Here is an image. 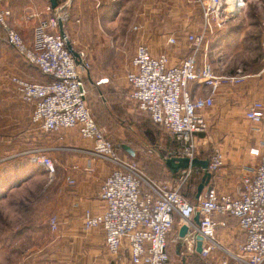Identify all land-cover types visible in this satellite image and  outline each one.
I'll use <instances>...</instances> for the list:
<instances>
[{
	"label": "built area",
	"instance_id": "1",
	"mask_svg": "<svg viewBox=\"0 0 264 264\" xmlns=\"http://www.w3.org/2000/svg\"><path fill=\"white\" fill-rule=\"evenodd\" d=\"M229 1L201 2L203 26L198 33L186 37L192 47L178 64L170 66L167 54L152 56L147 45L140 43L131 59V69L125 74L129 101L147 114L153 124L162 126L172 136L176 147L169 157L198 158L200 147L205 143L197 135L208 129L203 112L213 108L215 94L223 84H239L244 79L239 74L216 76L206 62V56L201 59L200 55L207 38L220 31L244 6V0H234L233 4ZM65 6L58 4L55 9L47 8L48 17L36 23L30 44L10 27L11 12L1 6L0 28L6 43L28 65L50 78L44 84H31L16 76L10 78L22 102L32 108L31 124L46 136L58 135L59 140L65 132L75 130L81 140L92 145L88 153L91 158L106 161L113 167L99 188L98 196L103 204L101 212L83 211V232L101 231L107 254L113 258L126 254L131 264H168V237L174 229L176 236L171 241L181 240L188 255L194 258L206 259L221 249L225 254L221 264H264V153L250 150L251 155L260 158L259 163L242 168L236 196L220 193L210 186L193 203L177 189H166L160 182L148 179L133 161L117 155L114 144L98 127L87 106L83 85L87 68L82 54L74 51L66 34L63 38L59 32L60 24L64 31L67 19ZM31 19L38 20V14L31 12L28 20ZM167 43L175 45L177 39L170 37ZM67 44L78 54L77 59ZM190 83L209 87V94L192 97L187 91ZM245 117L260 125L264 134L262 102L251 103ZM44 151L32 152L31 161L52 178L56 166L43 154ZM223 160L220 153H214L208 160V171L216 172ZM76 169L74 166L73 170ZM194 170L179 172L175 183H185ZM64 171L66 185L74 187V178L68 169ZM195 216H198L197 224ZM219 216L234 218L243 234V241L235 253L224 251L217 242L220 222L216 218ZM48 225L56 232L57 217H50ZM183 226L187 227V232L180 239L178 232ZM197 238L201 240L199 254L196 252Z\"/></svg>",
	"mask_w": 264,
	"mask_h": 264
},
{
	"label": "rangeland",
	"instance_id": "2",
	"mask_svg": "<svg viewBox=\"0 0 264 264\" xmlns=\"http://www.w3.org/2000/svg\"><path fill=\"white\" fill-rule=\"evenodd\" d=\"M2 5L0 0V6L4 7ZM59 5H66L64 33L74 51L82 54L87 68L83 75L86 103L98 127L115 146L130 143L135 148L133 162L146 177L156 182H168L170 189H177L188 201L195 203L196 192L186 185L190 177L178 185L175 179H169L168 173L158 168L162 165L160 155L167 157L175 150L170 135L166 130L152 126L128 99L125 74L130 70L137 46L133 20L141 6L140 0H61ZM44 12L48 15L47 9ZM98 40H101L103 50L95 49ZM5 42L0 28V45L10 57L12 52ZM210 53L214 56L213 64L220 68V75L262 70L264 0H244L243 8L226 22L224 29H220ZM11 76H0V89L3 81L11 83ZM3 122L0 119V128ZM11 123V135L21 137L11 143L10 154H4V148L0 152V264H72L73 260H66L71 254L62 250L72 242L63 236L64 223L60 221L56 232L48 225L49 218L61 217L65 208L59 200L61 182L57 176L51 182L41 166L30 163L34 151L43 149V154L49 156L48 136L30 124L28 118H17ZM117 155L121 158L123 152L117 150ZM177 223L178 220L175 225ZM170 241L169 264H181L180 257L188 259L189 264H211L205 258H189L182 242L181 254L177 256L179 244ZM99 245L104 248V244Z\"/></svg>",
	"mask_w": 264,
	"mask_h": 264
},
{
	"label": "crops",
	"instance_id": "3",
	"mask_svg": "<svg viewBox=\"0 0 264 264\" xmlns=\"http://www.w3.org/2000/svg\"><path fill=\"white\" fill-rule=\"evenodd\" d=\"M203 1L205 0H140L141 6L135 13V20H133L136 27L135 44L147 45L152 56L161 53L167 54L170 66L178 64L188 55L192 47L186 41V37L189 34L198 33L203 26L201 8ZM1 3L11 12V16L8 18L10 27L17 31L27 44H30L34 26L39 20L48 17L44 10L46 11L50 6L49 1L1 0ZM33 11L38 14V20H28V16ZM225 27L226 24L223 29ZM219 34L220 31L218 30L207 38L206 46L200 49L201 59L206 56V62L218 77L238 75L237 72L220 75L218 64H213L214 56L210 52L217 42ZM170 37L177 39L175 45L167 43ZM5 46H8L12 53L9 57L5 50L3 52L2 45H0V76L11 74L31 84H44L50 81L49 77L42 75L35 67L28 65L21 56L9 48L7 43ZM101 46V40L95 42V49L103 50ZM257 72L249 74L239 72V75L244 79L239 84H223L215 94L213 108L203 112L208 129L205 133L197 135L204 139L205 143L204 146L200 147L197 159L209 160L214 153H220L223 156V165L212 174L208 184V187L213 186L220 193L236 196L241 184L242 168L244 166H256L259 163L260 158L251 155L250 150H258L259 153H264V134L260 130V125L247 120L245 117L247 108L251 103L260 101L264 106V69ZM187 91L192 97H206L210 89L207 86L190 83L187 86ZM31 115L32 108L22 102L17 87L3 81L0 89V119L4 122L0 128V152L1 148H4L6 150L4 154L11 153L13 148L11 143L14 144L21 137L11 135L12 133L9 131L11 121L17 118H28L31 124ZM2 128L5 130L2 131ZM46 145L49 148L48 155L56 166L55 175L52 178L48 176V178L51 182L56 178L61 182L62 190L59 192V200L65 205L61 217L56 216L59 226L61 222L64 223L65 234L63 236L72 240L67 248L62 247L63 251L66 249L68 254H71L66 260L69 262L73 260L72 264H131L126 254L118 258L110 257L107 254L105 247L99 245L100 243L104 244V234L101 231L94 230L93 233L84 232V234L82 230L83 211L89 210L97 214L102 210L103 204L98 196L99 188L113 167L104 161L91 158L88 153L91 151L92 145L81 140L75 130L65 132L62 140L58 139V135L48 136ZM122 145L129 146L134 151V156L136 155L135 148L130 143H122L118 147L114 145L116 152L117 150L123 152L121 158H128V154L121 148ZM175 147L174 145V149ZM160 161L164 172L171 175L161 159ZM30 163H33L31 156ZM74 166L77 167L76 170H73ZM65 169H68L69 174L74 178V187L66 185ZM199 172L198 184L202 178L201 170ZM176 175L173 176L176 177ZM159 182L166 189H170L168 182ZM216 221L220 222V227L216 233L217 242L224 251L235 253L238 244L243 241V234L237 227V221L226 216L217 217ZM222 223L223 225H221ZM89 233H92L91 236ZM175 236L176 230H174L173 235L171 234L169 240L174 239ZM100 240L102 242H99ZM180 242L182 241H174V244H179V247L177 245L176 248L177 256L181 254ZM166 251L169 258L168 244ZM218 252H214L212 258H206L209 263L221 264L225 254L221 249ZM189 258L196 259L197 257L189 256ZM180 259L181 264H189L188 259L184 257H180Z\"/></svg>",
	"mask_w": 264,
	"mask_h": 264
},
{
	"label": "water",
	"instance_id": "4",
	"mask_svg": "<svg viewBox=\"0 0 264 264\" xmlns=\"http://www.w3.org/2000/svg\"><path fill=\"white\" fill-rule=\"evenodd\" d=\"M49 5L51 9H55L58 7V2L56 0H48ZM61 37H65V33L63 31L62 25L60 24L59 29ZM67 48L72 53L73 57L77 59L78 54L74 52L70 46V44H67ZM122 150H124L128 155L134 157V151L127 145L121 146ZM160 159L162 160L163 164L165 165L166 169L169 171L171 175H176L181 171L188 170V169H198L201 170L202 178L200 183L197 186L196 189V195L195 199L198 200V198L202 195L205 188L208 187V184L212 178V174L208 171L209 161L208 160H199L197 158L189 160L187 158H175V157H164L160 155ZM194 222L198 223V216H195ZM187 232V227L183 226L180 228L178 232V237L182 239ZM200 238H197L196 243V252L199 254L201 252V242Z\"/></svg>",
	"mask_w": 264,
	"mask_h": 264
},
{
	"label": "trees",
	"instance_id": "5",
	"mask_svg": "<svg viewBox=\"0 0 264 264\" xmlns=\"http://www.w3.org/2000/svg\"><path fill=\"white\" fill-rule=\"evenodd\" d=\"M57 2H58V4H60V2H61V0H56ZM83 85H84V83H83ZM84 87H85V85H84ZM138 110V109H137ZM139 111V110H138ZM140 112V111H139ZM140 113H142V114H144L147 118H148V120H149V122L151 123V125L152 126H154L155 128H158V129H161V130H165L162 126H159V125H155V124H153L152 122H151V120L149 119V116L147 115V114H145V113H143V112H140ZM169 134V133H168ZM170 135V134H169ZM170 137H171V141H172V143H173V145H175V142L173 141V138H172V136L170 135ZM31 156V155H30ZM127 160H130V161H133V157L132 156H130V155H127ZM16 159H19V158H16ZM159 168V170H162V171H164L163 170V166L161 165V166H159L158 167ZM150 176H153V175H151L150 174ZM148 178V177H147ZM173 178H175V176H173V175H169V179H173ZM200 178V172H199V170H194L193 172H192V175L190 176V178L187 180L188 182L186 183V185L188 184V186L191 188V187H193V189L195 190V192H196V187H197V185H198V179ZM149 179V178H148ZM150 180H151V178H150ZM194 195H195V193H194ZM183 196V195H182ZM220 217V216H219ZM218 217V218H219ZM175 230V229H174ZM169 238H170V235H169V237H168V242H169Z\"/></svg>",
	"mask_w": 264,
	"mask_h": 264
},
{
	"label": "bare ground",
	"instance_id": "6",
	"mask_svg": "<svg viewBox=\"0 0 264 264\" xmlns=\"http://www.w3.org/2000/svg\"><path fill=\"white\" fill-rule=\"evenodd\" d=\"M233 1H234V0H231V1H229V3H230V4H233Z\"/></svg>",
	"mask_w": 264,
	"mask_h": 264
}]
</instances>
